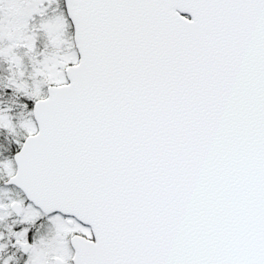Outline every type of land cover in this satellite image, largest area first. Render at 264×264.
Masks as SVG:
<instances>
[{"label": "snow or ice", "instance_id": "snow-or-ice-1", "mask_svg": "<svg viewBox=\"0 0 264 264\" xmlns=\"http://www.w3.org/2000/svg\"><path fill=\"white\" fill-rule=\"evenodd\" d=\"M0 264H264V0H0Z\"/></svg>", "mask_w": 264, "mask_h": 264}]
</instances>
